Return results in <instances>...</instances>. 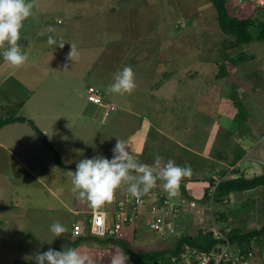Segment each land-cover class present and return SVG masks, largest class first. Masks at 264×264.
<instances>
[{"label": "rangeland", "instance_id": "374dc122", "mask_svg": "<svg viewBox=\"0 0 264 264\" xmlns=\"http://www.w3.org/2000/svg\"><path fill=\"white\" fill-rule=\"evenodd\" d=\"M34 3L39 18L33 19L43 21L44 18H51L54 25L51 26L52 29L68 34L61 38L65 43L63 48L58 47L62 41L55 44L57 50L67 51L71 45H75L80 52L76 61L80 58L83 60L88 53H93L98 63L93 67L89 64L91 74L88 79L91 81L84 80L81 85L77 82L80 88L78 97L72 94L75 88H70V84L57 86L54 77L58 79L57 74L62 73L50 74L43 69H34L29 71L28 77L37 78L44 83L53 80L49 93L60 101L64 95H71L75 100L84 103L88 86L94 85L101 91L104 90L102 93L105 102L116 101L117 106V111L111 113L106 125L93 127L86 123L87 131H76L71 137L62 138L63 157L60 154L59 156L66 160L65 163L71 164L72 157L77 161L95 156L105 157L108 150L115 146L117 139L125 142L127 146L131 145L130 140H125L126 134L141 131L143 128L145 139L137 140L138 145L144 141L143 149H140L143 156L140 155L139 161H136L154 165L155 157L159 155L165 162L171 159L182 167L190 165L193 174L182 180L184 182L190 178L208 179L210 174L206 171L214 165L217 172L222 171L223 163L214 161L215 154L212 153L223 150L225 155L233 159L239 142L246 154L237 165L244 167L245 162H264V129L259 130L255 121H260L262 117L264 119V64L258 65L264 63V41H254L239 48L228 49L227 54L231 56L246 54L254 56L255 59L241 63L237 70L233 69L234 78L217 80L219 65L216 61L221 55L220 50L224 44L222 41L232 40V37H227L220 31L217 9L210 0H34ZM227 7L234 17L264 22V11L254 4H240L238 0H228ZM58 21L64 24L59 26ZM35 27L39 41L55 34L54 31L47 32L37 23ZM27 29L24 25L21 32H27ZM251 31L256 34L258 29L252 26ZM28 33L31 36L33 30L30 28ZM18 44L21 46L20 42ZM0 58H3L2 55ZM89 60L93 63L92 57ZM76 64L70 61L59 63L63 65L66 73H77L79 67L76 69ZM79 66L82 68V63L79 62ZM125 66L132 67L137 87L131 94L113 93L110 86L114 82V75ZM253 70L258 73L259 79L255 78L257 83L244 75L245 72ZM253 74L256 75V72ZM243 85L246 91L249 90L246 99L249 118L252 120V131L249 134L243 132L250 129L247 120L238 118V122L233 121V125L229 123L231 121L228 122L231 114L228 112L227 103L231 104L229 100L236 94L233 91ZM258 85L263 87L259 91L256 90ZM39 95L37 92L36 96ZM87 107L92 108L88 112L90 115L93 107L97 108L98 121L102 119L103 107L88 102ZM6 110L11 116L15 115L16 108ZM52 111L55 109L52 108L50 112ZM233 111L231 109L230 112ZM142 116L146 121H151V124L158 125L154 124L151 129L142 127ZM125 123L127 124L124 127ZM220 129L219 138L223 142L216 136ZM228 138L231 141L224 143ZM244 138L250 139V145L243 142ZM67 139H79L80 143L64 146ZM203 143H212L214 151L212 150L211 155V150L206 152L201 147ZM251 143L253 152L249 151ZM39 156L42 158V165L31 166L30 171L41 179L40 183L31 179L29 172L26 175L8 156H5L6 162L0 165V205L3 203L6 206L2 212L0 206V264H13L17 258L34 261L32 256L37 252H45L53 247L64 250L77 239L72 234V225L82 218V215L76 214L82 204L78 206L73 201L78 191H73L72 177L68 175V171L75 172L76 168L59 167L53 153L48 149ZM261 172L264 173V170ZM26 178L27 185H24L22 179ZM42 184L45 185L44 188L41 187ZM50 191L54 197L48 194ZM126 193V187L117 190L119 195ZM17 196L20 202H17ZM233 200L231 204L223 206L227 210L226 224L229 228L239 226L250 231L264 225V187L241 193L238 199ZM13 205L16 210H10ZM218 206H214V210ZM188 209L193 213L192 208ZM195 214L194 221L197 222L196 218L200 219V216H197V212ZM201 214L204 217L200 219V224L206 223L208 219L206 226H209L210 215L203 210ZM185 215L179 218L181 223H177L178 234H183L179 230L187 227L191 219ZM57 221L67 228V232L58 238L50 230L51 225ZM137 231L135 233L128 229L126 238L138 251L171 249L177 241L174 240V235H171L173 238L163 240L141 224ZM197 231L195 227L193 235ZM77 249L87 253L93 264H112L115 258L122 256L119 247L111 243L82 242ZM256 252V257L264 264L263 242L256 245ZM126 264L130 263L126 261Z\"/></svg>", "mask_w": 264, "mask_h": 264}, {"label": "crops", "instance_id": "0c3cea01", "mask_svg": "<svg viewBox=\"0 0 264 264\" xmlns=\"http://www.w3.org/2000/svg\"><path fill=\"white\" fill-rule=\"evenodd\" d=\"M35 5H36V3H34L33 15L31 17H29L24 22V25L27 26L28 31L27 32H25V31L20 32V39L18 41V42H20L21 49H25V51H23V50L22 51L28 55V57H29L28 61L26 62V64L23 67L17 68V67H13L10 64H8L5 60H3V58H0V116L2 117L3 120L8 119L11 117V115H10V113H8L6 108H11V109L16 108V111H14L15 115H12V116L18 117V118L19 117L25 118L27 121L25 123L14 122L11 124H7L3 128L0 129V165L2 163L6 162L5 156H8V158L11 162L16 164L22 171L26 172V175H27V172H29V174H28L29 177L31 179H34L37 183H40L41 179L38 178L37 176H34L35 173H32V171H30L32 169L30 167L31 166L39 167L40 165H42V158H40L41 156H39V154L44 153L46 149H48L51 153H53V152L46 145H44L41 142V140L39 139L38 133L28 123V121H32L34 123L35 127L37 129H39L45 135L48 142L55 148L56 153L60 154V156L62 155V157H63V153L61 151L62 138H69L76 131H80V132L84 131V130L87 131L88 126L86 125V123L92 124L93 127L94 126H100L101 127V125H103V126L106 125V123L108 122L107 120H108L109 116L114 111H112L108 116L104 117V111L102 110L101 115H103V117L100 121H98L99 117L97 116V114H98L97 108L93 107L96 110L94 112V109H93V112L90 115V113H88V112L92 108L88 109V107H87L88 101L87 100H85L84 103L83 102L81 103V102L75 100L71 95H68V96L64 95V97H61L62 101H60L59 99L57 100V98L52 97V94L49 93L50 92L49 87H50V84L53 82V80L50 83H48L47 81H46L47 83H44L42 81H38L39 79L37 80V78L34 79L31 77H28L29 71L34 70V69H37V71H39L38 69H40L41 71L43 69V71L49 72L50 74H52L54 72L55 73H62V74H57L58 79L56 77H54V80L56 81L57 86H59L60 84H62L64 86H68L70 84V88H73V87L75 88V92H73L72 94L75 97H78L77 92L80 89L78 83L81 85V83L84 80L88 79V76L91 74V68L89 67V64L92 65V67H93L97 62L96 56L93 53L92 54L88 53V55H86L83 58V60L80 58V60L75 61V62L70 61L74 64L77 63L76 69L79 67L76 70L77 73H75L73 71L72 72L68 71L67 73L64 72L63 65H59V63H63V62L66 63L67 61H69L67 59V55H68L70 50H67V51L57 50L55 44L49 45L48 42H46V41H48V38L43 37L39 41V38H37V35H36L37 32L35 31V28H36L35 26L37 23L38 25H41L43 27V29L46 30L47 32L54 31L55 34H53V38L55 40L58 39V41L56 43H59V41L63 42L64 40L61 38H65L68 34H65L66 33L65 31L60 30L61 32H58V31L52 29L51 26H54V25H52V23H51V21H52L51 18H44L43 21H38V19H33L34 17L39 18V14L37 12V9L35 8ZM58 24H59V26H61L64 23H60V21H58ZM30 28L33 30V33H32L33 35L31 34V36L28 33ZM50 29H51V31H50ZM244 45H248V44H244ZM30 47H32V50L29 51ZM78 53L80 55L79 51H78ZM90 57H92L93 63H91V61L89 60ZM254 59H252V60H254ZM79 62L82 63V66H83L82 68L79 66ZM263 64L264 63H260L258 65L263 66ZM258 65L256 67H258ZM234 69L237 70V67ZM254 72H256V75L253 74ZM23 73H25L27 75V78H26V75H23ZM244 75L251 78L254 82H256L255 78L256 77L258 78V73H257V71H254V70L251 72H245ZM231 78H234L233 74H231ZM63 81H66V82H63ZM89 81H91V80H89ZM241 82H242V80H241ZM245 85H243V87H240V88L238 87V89H236V91L243 92L245 94V104L247 105L246 99H247V96H249V90L246 91L244 89ZM90 86H94V85H90ZM90 86H88V88ZM88 88H87V91H88ZM236 88H237V86H236ZM256 88H257L256 90L259 91V88L262 89L263 87H262V85H258ZM37 92L40 93L39 96H36ZM86 95H87V93H86ZM86 95H85V97H86ZM120 101L127 104V102H125V101H122V100H120ZM115 102H109V103H112L115 105ZM120 104L125 106V107H127V105H128V104L125 105L122 103H120ZM94 106H96V105H94ZM52 108H54L55 111H57V112L52 111V113H51L50 111ZM115 111H117V108ZM229 113L232 114L231 112H229ZM134 114L137 116L140 115L139 113H134ZM249 117H250V114L248 115V120H247V124L250 125V129L248 131H243V132H248V134L252 131V127L250 124V122L252 120ZM114 120H116V122H117V119H115V117H114ZM238 120H239L238 114L236 113L234 115H231L228 122L231 121L229 123L230 124L232 123V125H233V121L238 122ZM259 120L260 121H258V119H256L255 121L257 122L258 127L260 128L259 130H262V129H264V119L262 117V119H259ZM126 124L127 123H125L124 127L126 126ZM154 124L155 123L151 124V121H148V120L146 121L145 117L142 116V121L140 122V125L142 127L146 126L147 129H151L154 127ZM155 125H158V124H155ZM143 129H141V131L132 132V134H130V133L126 134V139H125V140H130L131 145L127 146L128 151L131 152L133 157L138 161L140 159L139 156L140 155L143 156V152H141L140 149L141 148L143 149L144 141H142L141 144L138 145L137 140L139 138H141V140L145 139V136H143V131H144ZM217 135H218V133L216 134V136ZM249 136L252 137L251 135H249ZM232 137H235V135L232 134ZM77 140L79 141V139H77ZM77 140L76 139L75 140L67 139L64 146H66L68 144H70L72 146L78 145L80 143V141L78 142ZM243 142L250 145V139H248V141H247V138H244ZM211 144L212 143H210V144L205 143V145L203 146V148L206 149V152H207V150H212ZM237 146H241L240 142L237 143ZM252 146L253 145L251 143V147H250L251 150H249L251 152H253ZM113 148H114V146L111 147L108 150V154L105 155V157L107 159L112 158V156H113L112 149ZM151 153H152V151H151ZM245 154H246V151H245ZM53 155H54V153H53ZM61 160H62L63 164L68 166L69 168H76L77 162L80 161V160L77 161L75 159V157H72V159L70 160L71 164L65 163L66 160L64 161L63 158ZM141 161H143V159ZM14 164H13V166H14ZM249 164H251V165L249 166ZM244 165L245 166L242 167V171H243L242 174L246 178H254L255 176H259V175L264 174L263 172H261L263 169H260L259 165L256 162H254V163L253 162H248V163L245 162ZM68 167L63 168V169H68ZM45 169H47V168H45ZM18 181L20 182V179H18ZM26 181H27V178L22 179V182L24 183V185H27ZM159 183H160V185L162 184L161 182H157V184H159ZM51 184H53V183H51ZM186 185H187L188 194L191 193L195 197H197L198 199H200V197L203 196L205 186H206L205 183L189 182ZM41 187L44 188L45 185L42 184ZM51 193H53V192L50 191L48 194H51ZM240 195H241L240 193L230 195L228 198L229 199L228 201H230V202L228 204H231L232 202H234L233 198L238 199V197ZM51 196L54 197L53 194H51ZM188 199H190V198H188ZM16 200H17V202H20L18 196L16 197ZM73 201H74L75 205L77 204L79 206L82 204V206L78 210H76L77 216L82 215V218L79 220V221H81L82 219H84L85 216H87L85 214L89 211L90 206L87 203V201H85V200L82 201L79 198V195L77 193L75 194ZM198 203L201 204L202 201H200ZM217 205H219V206H218L216 211H222V212L227 211L226 208H224L225 204L218 202L215 204V206H217ZM0 206L2 207V209H1V212H2V210L6 206L3 203ZM12 207L13 208L10 210H16V208H15L16 206L13 205ZM17 207H19L18 203H17ZM7 208H10V207H7ZM195 216H196V214L194 212V217L191 218L192 220L190 219L191 222L188 221L187 227H183L181 225V227H183L179 230L180 232L183 233L181 236L194 237L198 234V231L201 228H204L207 225V222L200 224V221H201L200 219L204 217L203 214L197 215V216H200V219L196 218L198 220L197 222L194 221ZM74 223H76V222H74ZM177 223H181V221L177 220L176 224ZM195 227H197L198 231H197V233H195V235H193L194 233H192V231L194 230ZM127 230H126V232H127ZM187 232H190L189 233L190 235ZM176 237H179L178 233H177V235L174 236V238H176ZM6 247H8V246H6ZM251 264H261V263H260V260L258 258H256L252 261Z\"/></svg>", "mask_w": 264, "mask_h": 264}, {"label": "clouds", "instance_id": "9594fccd", "mask_svg": "<svg viewBox=\"0 0 264 264\" xmlns=\"http://www.w3.org/2000/svg\"><path fill=\"white\" fill-rule=\"evenodd\" d=\"M33 8L34 0H0V50H3L0 55L13 67H23L29 59L18 41L24 22L33 15ZM48 44H56V40L49 36ZM64 45L60 42L58 47L63 48ZM78 58V50L75 45H71L67 59L75 62ZM136 87L132 67L125 66L115 73L110 91L120 95L131 94ZM112 153L111 160L104 156L82 159L77 162L75 172L68 171L72 177L73 191H78L79 198L86 200L93 210L99 211L111 205L117 190L122 187H126L133 197L139 199L156 187L158 180L163 181L162 188L170 198L176 197L182 180L193 174L190 165L182 167L171 159L165 162L159 155L155 157L154 165L139 163L128 151L125 142L119 139ZM50 230L56 238L67 232V228L58 221L51 225ZM32 259L35 264H93L87 253L72 247L64 248L63 251L49 248L45 252H37ZM127 259L122 255L115 258L112 264H126Z\"/></svg>", "mask_w": 264, "mask_h": 264}, {"label": "trees", "instance_id": "16d2710c", "mask_svg": "<svg viewBox=\"0 0 264 264\" xmlns=\"http://www.w3.org/2000/svg\"><path fill=\"white\" fill-rule=\"evenodd\" d=\"M212 4L217 9L218 18H219V27L220 31L227 37H232V40H226L222 41L224 42L223 48L220 50V58L216 61L219 65V71L216 75V79H228L231 78L232 70L236 68L241 63L247 62L249 60L254 59L255 57L251 55L243 54V55H229L227 54V50L232 48H239L242 47L244 44H250L254 41L262 42L264 41V22L261 20H258L255 22L251 18H245V19H239L237 17H234L230 14L227 3L228 0H210ZM260 9V8H258ZM261 10V9H260ZM264 11V10H263ZM256 26L258 31L256 34H254L251 31V27ZM234 39V40H233ZM233 94L231 99V104L227 103L228 112L231 111V109L234 111L231 115L238 114V118H241L242 121L248 120L249 111L247 109V105L245 104V94L243 92L233 91ZM107 103V102H106ZM115 111V110H114ZM112 112V111H111ZM109 112V114L111 113ZM108 114V115H109ZM14 122H21L25 123L27 122L25 118L22 117H13L11 116L8 119H1L0 120V129L3 128L7 124H11ZM28 123L35 129V131L39 135V139L41 142L46 145L55 156L56 163L61 168H67L68 166L64 165L61 157L59 154L56 153L55 148L48 142L45 135L35 127L34 123L32 121H28ZM223 129V128H222ZM220 129L218 131L217 138L219 141L223 142L219 136L221 135ZM228 140V141H227ZM231 138L226 139L225 142H230ZM248 141V139H247ZM205 143L201 145L203 147ZM214 147L212 148V150ZM235 151V158L232 160V158H229L227 155H225V152L221 150V152H213L210 151V155L215 154L213 156L214 161H219L223 163L222 171L217 172L215 165L209 169V171H206L210 174V177L207 178H190L189 180L186 179V181L181 182V186L179 189V194L181 196H184L186 198L193 199L188 192H187V183H202L206 181L205 183V190H204V196L202 198V204H206V202L209 199V192L208 189L210 186H217L216 192H215V204L220 202L224 204L225 201H228L229 196L232 194L237 193H244L251 190H256L257 188L264 187V174L255 176L254 178H246L243 176L242 167L243 165L237 166V164L242 160L245 154V150L241 146H236ZM208 158V157H207ZM232 161H231V160ZM204 161V160H202ZM204 163V162H203ZM202 163V164H203ZM181 165L180 163H178ZM216 164V163H215ZM260 168L264 167L260 164H258ZM231 167H234V169H231ZM69 168V167H68ZM218 177L220 179V182L215 180L214 177ZM229 176V177H228ZM157 182H161L163 184V181L158 180ZM161 184V185H162ZM158 184L159 191L164 192L162 186ZM152 190H155L154 188ZM189 196V197H188ZM197 202H200L199 200ZM228 203H225L227 205ZM201 215V214H198ZM214 219L213 223L217 224L219 229L221 231H226L227 229H230L229 238L232 244H238L242 248L241 256L244 257L242 260L244 263L247 262V264H251L252 261L256 258V245L264 243V225L253 229L250 231H246L243 227H234L229 228V226L226 224L227 221V215L223 211H214ZM208 222V219H207ZM210 225V223H209ZM209 226H205L204 228H201L198 231V234L194 237L191 236H179L174 238V240H177L174 247L171 249H162V250H153V251H138L134 249L129 241H127V238H108V239H97L95 237H79L76 240L72 241L67 245L66 248L72 247V248H78L79 245L82 242H98V243H111L119 247V251L122 255H125L128 259L127 261L130 264H171V258L178 256L180 253H182L186 248H198L200 250H203L207 253L212 252L217 249V247L222 244L221 241L216 240L214 238V235L211 231L208 230ZM138 228L134 230L135 233H137ZM52 249L57 251H63V249H60L59 247H53ZM120 255V254H119ZM121 256V255H120ZM13 264H35V261H26L22 259H15Z\"/></svg>", "mask_w": 264, "mask_h": 264}, {"label": "built area", "instance_id": "2783aa9c", "mask_svg": "<svg viewBox=\"0 0 264 264\" xmlns=\"http://www.w3.org/2000/svg\"><path fill=\"white\" fill-rule=\"evenodd\" d=\"M246 2L264 10V0H238L240 4ZM86 100L93 105L103 107L105 117L108 116L109 112L117 108L112 103H106L102 91L95 86L88 88ZM256 163H261L264 167V162L256 161ZM218 177L214 178L220 182ZM216 188L217 186L215 185L209 187V199L203 205L197 202L203 196L198 199L189 193L193 199H188L180 194L170 198L165 191H159L158 184L154 187L155 190L151 189L139 199L133 197L129 192L124 195H119L116 192L115 200L111 205H106L99 211L93 210L90 207L86 213L87 216L72 225V234L77 238L121 239L126 237L127 229H132V232H134L138 228V225L141 224L149 232L165 240L171 238V235L177 234L178 225L176 221L179 218L185 217V214L193 218L194 212L201 214L203 210L206 214L210 215L208 230L222 244L216 250L209 253L198 248H186L178 256L171 258V264H247V262L244 263L242 260L244 258L241 256L242 248L238 244H232L230 241V229L221 231L213 223V215L214 211H216L214 210ZM224 203H227V201ZM189 207L193 209V213L189 211ZM105 213L106 215H104Z\"/></svg>", "mask_w": 264, "mask_h": 264}]
</instances>
